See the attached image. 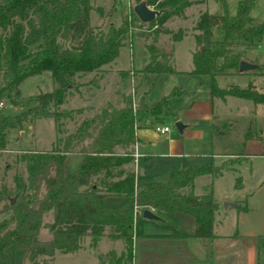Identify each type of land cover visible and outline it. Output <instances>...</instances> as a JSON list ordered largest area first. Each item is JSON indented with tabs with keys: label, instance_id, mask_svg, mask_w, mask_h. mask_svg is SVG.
<instances>
[{
	"label": "trees",
	"instance_id": "obj_1",
	"mask_svg": "<svg viewBox=\"0 0 264 264\" xmlns=\"http://www.w3.org/2000/svg\"><path fill=\"white\" fill-rule=\"evenodd\" d=\"M132 1H142L160 13L148 23H140L133 16L131 26L121 16L118 25L102 28L88 23L91 0H0V97L7 96L11 103H17V85L41 72L48 73L51 84L49 91L28 97L33 103L22 111L0 115V154L5 149L6 128L49 117L54 133L61 132L59 118L71 115L59 105L82 85L77 80L108 71L128 37L140 41V73H176L172 43L181 39L185 29L177 26L170 30L165 23L185 20L187 10L198 2ZM253 1L238 0L232 15L227 14L222 1L218 12H197L190 27L192 68L184 73L193 80L190 93L205 84L209 98H245L260 103L264 111V92H256L250 83L242 88L217 85L219 77L241 74L236 67L243 52L257 46L264 37V20L256 22L248 15ZM140 25L147 30L130 29ZM163 36L165 40L159 42ZM126 73L116 72L120 89L113 102L82 117L62 137L56 135L50 148L26 150L14 156L11 184L0 182V256L5 247L24 248L23 264H49L54 251L73 252L82 246L84 236L93 246L107 228L105 235L119 239L121 246L118 251L108 249L95 254V264H130L132 237L140 235L139 226L144 221L168 231L171 237L211 235L216 204L210 188L203 185L201 192H194L191 183L199 175L211 178L228 167L210 159L172 169L163 181L134 174L133 114L129 84L123 81ZM169 94L188 93L172 88ZM140 108L157 115L166 108L165 97L149 108ZM65 154L80 156L72 172L63 169ZM107 195L121 196L122 200L116 206H107L102 201ZM143 208H150L157 219L142 218ZM172 211L189 214L192 227L180 225ZM41 230L47 232L45 238L39 237ZM256 249L264 252V235L257 236Z\"/></svg>",
	"mask_w": 264,
	"mask_h": 264
},
{
	"label": "rangeland",
	"instance_id": "obj_2",
	"mask_svg": "<svg viewBox=\"0 0 264 264\" xmlns=\"http://www.w3.org/2000/svg\"><path fill=\"white\" fill-rule=\"evenodd\" d=\"M192 1L198 3L187 10L189 16L185 20L174 19L165 23V27L170 30H174L177 26L185 29L181 39L172 43V66L174 71L178 73L145 74L139 78L132 75L131 81L135 88V95L143 92H147L150 97L157 94L165 95L166 109L163 110V114L168 112L171 115L168 114L164 119L168 125V131L164 134L172 132L176 139H180V141L176 140L172 143H182V149L188 154H210L211 151L219 154L224 153L213 158L212 161L228 168L221 170L214 177L199 175L193 180L194 192H201V186L207 185L210 188L211 198L216 204V211L213 214V232L219 235V238L213 242V245L209 242L206 244L208 248L202 255V259L209 260L211 256L209 264H264V252L256 249L257 236L264 235V144L262 142L264 112L262 105L258 103L253 106L249 99L234 96H224L223 99L211 98L208 101L206 85L202 84L190 93L193 80L182 73L192 68L190 54L193 43L190 37V27L197 16V12L201 10H205L207 13L218 12L222 1L225 4L227 14L232 15L238 0ZM133 4L132 0H91L92 10L89 13V24L94 25L100 17V21L103 23L102 28L107 23L116 26L122 16L131 26L130 19L133 17L131 7ZM248 15L256 22L264 20V0H254ZM130 29L135 30L134 32H145L147 27L140 25L134 29L130 27ZM164 40V36L159 37V42ZM127 41L130 42L129 53H127L125 45L120 47L114 62L119 68H126L128 61L133 69L139 68L141 62L140 41L132 36L128 37ZM246 50L243 52L242 60L257 62L259 59L260 64L256 70V75L264 72V37L255 46L256 56ZM128 72L122 80L125 82L127 80L129 84V77L132 73L128 74ZM248 72L250 71L238 74L239 77L237 75L219 77L217 85L219 87L232 85L242 88L246 82L250 83L246 78ZM240 75L244 76L241 77ZM109 78L108 74L98 75L96 73L85 75L76 81L82 85L77 88L76 92L72 91L67 97H75L77 93L79 100L73 99L70 104L61 103L59 105L61 109L70 111L71 116L70 118H59L61 132L58 134L53 132V121L49 117H39L30 123H21L19 128L4 129L5 149L0 154V182L7 186L11 184L15 155L26 150L50 148L53 144L54 135L62 137L65 132L73 129L82 117L90 116L106 102H113L115 92L119 91L120 86L118 77L113 78L116 80L114 83H111ZM90 82L94 86L87 84ZM108 84L110 86H107ZM50 88L49 78L45 77L44 74H36L23 79L16 87L17 94L14 99L17 103H11L7 96L0 97L2 103L0 115L9 116L22 111L33 103L28 97L37 94L38 90L46 92ZM172 88L185 91L188 94L171 95L169 92ZM106 91H108V98L105 96ZM128 94H130L129 85ZM68 106L76 108L67 109ZM204 112H208L206 119L202 117ZM186 120L196 124V131L189 127L180 130L175 128V121L181 123ZM150 135L160 139L163 134L151 131ZM187 157L181 158L183 162L181 167L203 160L202 156L191 157L188 155ZM158 161H163V158L156 159L155 165L157 167L160 165ZM75 166V156H66L65 168L70 172L75 169ZM237 181L238 185H236ZM109 202L113 201L109 200ZM46 236L45 230L39 232L40 238ZM81 244L87 248L81 253L54 251L49 264H91L93 252L88 248L99 251L115 248V251H118L121 242L119 239L115 242L103 239L96 242V245L90 246L88 237L84 236L81 239ZM106 250L95 251L94 255ZM1 254L3 256L0 260L3 264H23L24 248L5 247Z\"/></svg>",
	"mask_w": 264,
	"mask_h": 264
},
{
	"label": "crops",
	"instance_id": "obj_3",
	"mask_svg": "<svg viewBox=\"0 0 264 264\" xmlns=\"http://www.w3.org/2000/svg\"><path fill=\"white\" fill-rule=\"evenodd\" d=\"M89 13H88V23H89ZM100 20H101L100 17H98V20L95 21L94 25H90V24L89 25L91 27H101L103 23ZM107 24H112V23H107ZM130 42H128L125 45L127 48V53H129V43ZM192 49H193V46H192ZM140 50H141V45H140ZM248 50L254 53V56H256L255 47L248 49ZM258 60L257 62L246 60V62L255 65L254 69L248 70L250 72L246 73V78L248 79L247 81H249L250 84L252 85L253 89L257 91L258 93H261V92H264V72H261L259 73V75H256L257 73L256 70L258 69L259 67L258 65L260 64ZM140 68H141V62H140L139 68H135V69L132 68L129 61H128V65L126 68H119L116 66V63L114 62V64L111 65L108 71L100 72L97 74L98 75L108 74L110 76L109 78L110 81H112L111 83H114V81H116V80H113V78L114 77L115 79L117 78V75H116L117 71L127 70V72L129 71L128 74L132 73L129 77L130 81H131L132 75H135L136 78H139L145 74H150V73H144V74L140 73L139 72ZM175 72L178 73L177 71ZM185 72H188V71H183L182 73H185ZM39 74L40 75L44 74L45 77H48L47 72H41ZM151 75H157V74H151ZM240 76L243 77L244 75H240ZM87 84H89L90 86H94L92 82L87 83ZM130 84L132 87V95H131L132 106L131 107H132V114H133L132 124H133V136H134L132 150H134L137 154L135 162L132 163L134 174L136 175L143 174V175L149 176L154 181H163L166 179L170 170L175 169V168H181L180 165L181 163H183L181 158H188L187 157L188 155H191V157L202 156L203 160H200L199 162H203V161H208L210 159L212 160L213 158L224 154V153L222 154L214 153L212 151L210 152V154H201V153L188 154L184 152V149H182V143H172L176 140L180 141L179 138L176 139V137L174 136L172 132H170L169 134H164L165 132L164 133L155 132L157 134H163L160 137V139H157V137L150 135V132L153 131L151 129V125L153 123L166 124L167 121L164 119L169 113L167 112V114L164 115L163 110L166 109L164 108L163 110L159 112V114L152 115L140 107L144 106V107L149 108L161 96L165 97V95L157 94V95L150 97L147 94V92H143L142 94L137 93L135 95V88L133 87L132 81L130 82ZM107 86H110V84H108ZM37 92H41V91L38 90ZM107 93L108 91L105 92L106 94L105 96L108 98ZM206 93H207V89H206ZM69 97L70 98L66 97V99L62 102V104H70V102L73 99L79 100V96L77 93L75 94V97H72V98L71 96ZM207 97H208V101H210L211 98H209L208 94H207ZM101 100H102V97H101ZM256 104L258 103H254L253 106H256ZM70 108H76V107H71V106L67 107V109H70ZM202 117L206 119V117H208V112L207 113L204 112ZM181 123H182L181 129L189 127L191 128V130L196 131V124L193 121L186 120ZM53 132H54V129H53ZM199 136L200 134L198 135V137ZM54 138H56L55 135L53 136V143H54ZM36 150H43V149H36ZM69 155L75 156L76 165L80 158V156L77 154H65L63 157L62 163H63V169L66 172H69V171L65 168V157ZM157 158H163V161H158L160 162V165L158 167L155 165ZM199 162L189 163L188 165L196 164ZM73 170L74 169H72V171ZM191 186H192V190L194 191L193 181L191 183ZM109 200L113 202H109ZM121 200H122L121 196H113V195L104 196L102 199L103 203L107 206H116L121 202ZM111 203H114V204H111ZM148 209L151 210L150 208ZM171 215L177 220V222L180 225L185 226V227H192L193 220L189 214L178 212V211H172ZM213 224L214 222L212 220L211 235L209 237H192V236L171 237L168 235V231L157 228L155 224L152 223L151 221H144L139 226L140 235L132 237L130 264H209V261H211L210 260L211 256L209 257V260H206V259H202V255L208 248L206 247V244L209 242L210 244L212 243L211 245H213V242L218 240L219 238V235H216L213 232ZM106 233L107 231H105L104 229L103 234L99 236L96 242H99L100 240H103V239H108L114 242L115 240H117V238L107 237L105 235ZM96 242L94 245H96ZM85 249L87 248H85L84 246H81L77 250L73 252H67V253H76V252L81 253ZM106 249L115 250V248H106ZM88 250L93 252L92 254L93 259H91V264H95L94 253L95 251H99V250L97 249L94 250V248H88ZM104 250H100L99 252H102ZM2 256L3 254H1L0 258H2ZM52 258H53V255L51 259Z\"/></svg>",
	"mask_w": 264,
	"mask_h": 264
},
{
	"label": "water",
	"instance_id": "obj_4",
	"mask_svg": "<svg viewBox=\"0 0 264 264\" xmlns=\"http://www.w3.org/2000/svg\"><path fill=\"white\" fill-rule=\"evenodd\" d=\"M131 13L140 23H148L151 22L155 17H157L160 12L157 10L149 9L147 6L144 5L142 1H139L132 5ZM254 68H255L254 64H250L244 60H239L237 63L236 71L237 73H243L245 71L252 70ZM174 126L177 130H180L182 124L179 123L178 121H175ZM9 202H12V198L9 199ZM140 216L144 219H152V220L157 219V216L148 208L141 209Z\"/></svg>",
	"mask_w": 264,
	"mask_h": 264
},
{
	"label": "built area",
	"instance_id": "obj_5",
	"mask_svg": "<svg viewBox=\"0 0 264 264\" xmlns=\"http://www.w3.org/2000/svg\"><path fill=\"white\" fill-rule=\"evenodd\" d=\"M130 82L131 81L129 80V92H130V96H131L132 95V87H131ZM0 106H1V102H0ZM131 106H132V103H131ZM131 110H132V107H131ZM151 129L157 133H164V132L168 131V126L166 124L153 123L151 125ZM136 156H137L136 152L134 150H132V152H131V162L132 163L135 162Z\"/></svg>",
	"mask_w": 264,
	"mask_h": 264
}]
</instances>
